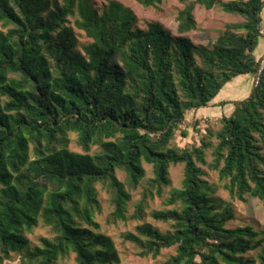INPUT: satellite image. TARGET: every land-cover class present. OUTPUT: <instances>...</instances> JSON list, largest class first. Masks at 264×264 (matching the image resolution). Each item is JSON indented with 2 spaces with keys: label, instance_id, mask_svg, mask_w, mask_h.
<instances>
[{
  "label": "trees",
  "instance_id": "obj_1",
  "mask_svg": "<svg viewBox=\"0 0 264 264\" xmlns=\"http://www.w3.org/2000/svg\"><path fill=\"white\" fill-rule=\"evenodd\" d=\"M134 1L156 8L162 0ZM177 1L172 35L159 22L138 28L133 11L114 0H0V264L12 256L59 264L69 255L74 264H120L95 221L97 186L111 196L107 224L141 222L122 235L140 258L174 249L164 264H264V232L215 196L203 169L217 173L231 200H256L264 210V68L253 86L264 0ZM196 6H219L243 22L226 25L209 46L194 44L185 34L196 29ZM74 29L89 42L78 46ZM241 76L251 77L249 95L229 102L220 128L176 144L188 135L180 130L186 114L224 106L214 100ZM69 134L81 152L70 149ZM142 163L153 178L127 216L130 195L117 172L135 188ZM177 165L180 187L149 215L167 225L160 230L144 222V209ZM40 222L51 238L32 245L27 234Z\"/></svg>",
  "mask_w": 264,
  "mask_h": 264
},
{
  "label": "rangeland",
  "instance_id": "obj_2",
  "mask_svg": "<svg viewBox=\"0 0 264 264\" xmlns=\"http://www.w3.org/2000/svg\"><path fill=\"white\" fill-rule=\"evenodd\" d=\"M97 7L105 5L111 0H93ZM125 7L131 9L137 18V27L140 29H145L146 24L150 22H159L165 28L170 30L172 35L176 34V17L178 12L183 8L177 0H162L161 4L156 8H144L137 4L134 0H114ZM226 1V0H223ZM193 16L196 21L195 31H191L185 34L186 37L194 44L209 46L213 43L216 38L223 32L225 26L228 24H239L243 20L238 16H233L222 12L219 6L214 7L211 10H205L203 7L196 6L193 11ZM71 24V23H70ZM78 40V46L86 44L89 40L79 31L74 29ZM264 55V38H259L258 47L256 49V57L261 58ZM251 83L250 76H241L236 78L235 81H231L226 84V88L221 91L219 97L223 100L238 101L246 98L249 95V87ZM238 92V93H237ZM230 104V103H228ZM232 105V104H231ZM231 107L224 109V112H229ZM203 110V111H202ZM199 115L196 117L189 116L186 114V121L180 126V130H187L186 139H182L177 135L175 143L179 146L191 145L198 143L199 139L204 135L206 129H210L215 132L220 128V123L218 119L213 117L226 115L218 108H200L198 111ZM204 116L205 118H202ZM211 117L212 119H210ZM198 121V124L195 122ZM70 138V149L75 152H81V150L76 145V136L74 134H69ZM213 142V140H211ZM97 147H91L90 153H95ZM207 163L211 162L210 152H206ZM143 169L145 171V176L142 181L135 187H129L127 180L125 179V174L122 171L117 172V177L123 182L126 191L130 195V201L126 206V215H132L142 198L143 192L148 189L149 180L153 178L152 168L150 165L142 163ZM206 172L205 179L209 184L218 186L215 196L223 200L225 203H231L235 209V215L244 219V222L250 223L255 227L257 231L264 232V210L259 202L256 200L249 199L247 203H240L236 200H231L226 191L221 187L219 188L220 181L218 180L217 173L203 168ZM183 179V166L177 165L170 167L168 171V186L162 188L161 196H158L155 191H153V197L147 199V206L144 209V222L150 223L160 230H165L167 225L161 223H155L150 218V213L155 210L165 209L164 203L169 195L171 189H177L180 187L181 181ZM98 189V202L100 206V212L95 214V221L99 225V232L108 236L115 244L116 250L118 251L120 264H164L167 259L174 254V249L163 250L161 254L156 258H140L136 255V249L133 245L129 243H124L122 235L128 231H132L133 228L140 224L138 220L118 222L117 224H107V218L113 211V206L111 204V196L108 194L107 190L100 188ZM243 224V223H242ZM234 225H241V222H235ZM27 237L32 245H39L40 239L51 238V234L48 228L44 227L40 222L37 227H35ZM3 264H20V259L17 256H12L8 261ZM59 264H74L72 255H69L66 259H63Z\"/></svg>",
  "mask_w": 264,
  "mask_h": 264
},
{
  "label": "crops",
  "instance_id": "obj_3",
  "mask_svg": "<svg viewBox=\"0 0 264 264\" xmlns=\"http://www.w3.org/2000/svg\"><path fill=\"white\" fill-rule=\"evenodd\" d=\"M237 78H239V77H237ZM236 80V78L235 79H233L232 81H235ZM230 83V82H229ZM228 84V83H227ZM226 88V85L222 88V90L223 89H225ZM250 88H251V83H250V87H249V91H250ZM221 90V91H222ZM221 91H220V93H221ZM219 93V94H220ZM238 93V92H237ZM219 94H218V96L216 97V99L214 100V103L216 104V105H219L220 103H226L224 106H216V108H218L220 111L222 110V112L225 114V113H227L226 115H229L230 113H231V111H232V109H233V107H232V105L231 104H228L229 102H232V100H223V101H221V99H222V97H219ZM227 107H231V109H230V111L228 112H224V109H226ZM210 108V107H209ZM212 108V107H211ZM198 111H200V109H198L197 111H194V112H192V113H187V115H189V116H194V117H196L197 118V116L199 115V113H198ZM203 111V110H202ZM202 118H205L204 116H202ZM210 119H212L211 117H209ZM213 118H215V119H218V118H220V116H217V117H213Z\"/></svg>",
  "mask_w": 264,
  "mask_h": 264
},
{
  "label": "built area",
  "instance_id": "obj_4",
  "mask_svg": "<svg viewBox=\"0 0 264 264\" xmlns=\"http://www.w3.org/2000/svg\"><path fill=\"white\" fill-rule=\"evenodd\" d=\"M259 34L264 38V16L263 21L259 25ZM264 68V55L259 60V66L256 72V75L253 79V86H256L258 84L259 76Z\"/></svg>",
  "mask_w": 264,
  "mask_h": 264
}]
</instances>
